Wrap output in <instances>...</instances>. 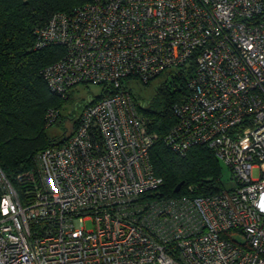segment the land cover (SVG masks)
I'll use <instances>...</instances> for the list:
<instances>
[{"label": "built area", "instance_id": "2783aa9c", "mask_svg": "<svg viewBox=\"0 0 264 264\" xmlns=\"http://www.w3.org/2000/svg\"><path fill=\"white\" fill-rule=\"evenodd\" d=\"M33 35L34 50L63 49L43 71L52 92L110 94L34 156L20 195L0 174V264H264V0H89ZM190 68L162 141L206 147L233 187L162 198L157 135L124 82Z\"/></svg>", "mask_w": 264, "mask_h": 264}, {"label": "trees", "instance_id": "16d2710c", "mask_svg": "<svg viewBox=\"0 0 264 264\" xmlns=\"http://www.w3.org/2000/svg\"><path fill=\"white\" fill-rule=\"evenodd\" d=\"M88 2L0 0V174L18 195L21 190L16 177L34 167V156L49 147L63 145L79 125L78 117L71 123L70 134L65 139H50L46 135L47 128L61 124L59 110L67 100V94L61 98L52 92L43 71L62 56L63 49L51 46L34 50L33 31L43 26L52 14L69 13L74 7ZM190 73L191 68L169 74L173 88L168 89L166 84L161 86L166 89L162 105L151 110L141 109L150 131L157 135L149 158L155 175L163 180L162 198L182 195L188 186H196L198 195H206L221 191L226 184L220 162L206 147H192L182 156L170 151L162 141L175 124L171 107L180 99ZM109 94V89L101 87L100 95L86 104L95 103ZM52 109L57 115L54 123L46 127L45 116ZM180 182H183L180 191L174 193ZM1 193L0 184V196Z\"/></svg>", "mask_w": 264, "mask_h": 264}, {"label": "rangeland", "instance_id": "374dc122", "mask_svg": "<svg viewBox=\"0 0 264 264\" xmlns=\"http://www.w3.org/2000/svg\"><path fill=\"white\" fill-rule=\"evenodd\" d=\"M163 84L172 89L173 85L170 78H166L163 74L148 84L143 85L137 81L124 82L125 87L131 92L132 97L135 98L137 103H141L144 109H156L157 106L162 105L164 96L163 91L166 90ZM159 93L156 95V92ZM101 93V86L96 84H78L67 92V100L63 102L62 108L59 110L61 124H54L46 129V135L50 139H65L71 131L72 122L76 120L83 109V106L96 98ZM222 166L223 180L226 182L225 188L230 189L233 184L229 182L230 174L225 166ZM228 181V182H227ZM86 230H92V223L86 221L84 223Z\"/></svg>", "mask_w": 264, "mask_h": 264}, {"label": "water", "instance_id": "95a60500", "mask_svg": "<svg viewBox=\"0 0 264 264\" xmlns=\"http://www.w3.org/2000/svg\"><path fill=\"white\" fill-rule=\"evenodd\" d=\"M182 185H183V182H180L179 184H177L176 187L174 188L173 192L178 193L180 191Z\"/></svg>", "mask_w": 264, "mask_h": 264}]
</instances>
